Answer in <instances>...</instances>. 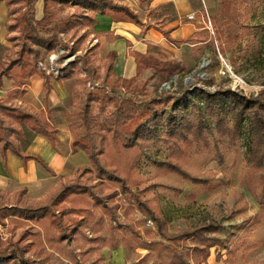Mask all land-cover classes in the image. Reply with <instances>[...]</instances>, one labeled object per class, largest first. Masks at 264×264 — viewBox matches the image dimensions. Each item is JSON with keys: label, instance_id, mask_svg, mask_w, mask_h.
I'll return each mask as SVG.
<instances>
[{"label": "trees", "instance_id": "obj_1", "mask_svg": "<svg viewBox=\"0 0 264 264\" xmlns=\"http://www.w3.org/2000/svg\"><path fill=\"white\" fill-rule=\"evenodd\" d=\"M0 1L8 6L6 39L11 42V46L0 43V86L7 79L14 88L7 97L0 96V151L4 167L7 168L8 153H12L25 168L30 160H35L55 175L47 161L28 148L39 134L57 148L61 118L56 113L63 108H50L48 97L54 81L74 76L79 120L70 129L74 135L71 152L83 150L89 160L72 176L60 175L57 185L42 198H30L27 187L11 193L0 189V224H11L14 232L28 223L16 237L0 236V264H35V257L42 254L49 260L62 246L73 244L80 236L87 237L86 228L94 221L103 225L114 223L109 227L110 241L116 240L117 232L140 237L135 225L119 220V210L126 201L130 203L127 210H139L157 227L159 239L143 240V247L149 249L147 256L154 257L152 264H208L212 249L218 247L226 249V258L218 251L217 261L236 264L238 246L231 244L229 237L221 236L222 223L169 228L168 216L143 197L148 189L138 173V164L153 149L164 147L166 156L156 159L159 173L200 181L184 168L191 150L212 149L216 158L223 161L226 151L237 150L243 143L250 174L256 177L258 185L254 195L264 210V89L252 96L228 86L209 89L198 85V74L195 83L181 78L177 84L172 82L169 88H161L173 77L184 74L187 67L168 58L161 47L153 44L148 45L145 53L133 51L137 74L132 77L115 72L117 52L110 51L105 60V77L98 83L100 70L94 61L98 44L85 46L97 23L95 13L108 15L114 21L145 25L137 12L115 0H43V16L38 18L36 5L40 0ZM192 3L195 8H203L201 0ZM172 6L163 5L161 12L173 11ZM66 7L76 8L66 12ZM210 19L215 25L221 20L214 29L221 54L234 50L231 61L236 63L240 59L245 66L260 59L264 52V0H222L219 12ZM163 33L176 46L186 41L173 39L171 30ZM61 48L65 49L61 58L75 57L55 74L49 70L48 58ZM145 68L154 70L152 76L159 83L151 92L136 84L138 74ZM35 74L44 79L46 105L40 111L14 103L17 96L25 94V86ZM83 95L87 101H82ZM64 114L69 112L64 110ZM135 187L141 188L140 192H134ZM72 259L73 264H83L78 256Z\"/></svg>", "mask_w": 264, "mask_h": 264}, {"label": "rangeland", "instance_id": "obj_2", "mask_svg": "<svg viewBox=\"0 0 264 264\" xmlns=\"http://www.w3.org/2000/svg\"><path fill=\"white\" fill-rule=\"evenodd\" d=\"M209 1L212 2L211 7L201 8L193 19L197 27L202 29L195 31L186 41L182 40L184 42L180 46L170 43V47L163 50L168 58L179 60L187 67V70L184 74L177 75L171 81L164 83L161 88L167 89L172 82L177 84L181 78L195 83V74H198L201 79L197 81L198 85L205 88L228 86L247 96L257 95L264 89V52L261 53L257 62H249L246 66L240 59L236 63L231 61L230 55L234 50L228 51L226 55L221 54L214 33L216 25H220L221 20L216 21L215 25L210 17L219 12L222 0ZM240 11L245 13L244 8ZM90 39L91 37L88 38L85 46L90 44ZM8 46H11V42ZM94 59L99 66L100 80L97 82L100 83L105 77L106 61H102L99 55ZM224 60L232 66L237 75L245 80L244 87L235 88L234 79L222 74ZM129 70L131 71L126 77L137 74L135 65L129 67L127 71ZM153 72L152 68L143 69L137 76L136 84L144 86L151 92L159 85L157 77L152 76ZM87 100V97L83 95L82 101ZM77 105L76 102L72 103L67 110L68 115L64 114L65 108L60 113H56L61 118L60 125H69L70 129L73 128L79 120ZM63 132L61 150L65 151L67 135L65 130ZM166 154L167 150L164 147L153 149L150 155L138 164V173L148 189L143 197L150 199L168 216L169 228L178 230L212 221L222 223L224 228L220 233L221 236L229 237L230 243L238 246L235 256L236 264H264V210L261 209L254 195L258 185L256 177L250 174L243 143L239 144L237 150L226 151L223 161L216 158L215 151L212 149L199 152L191 150L187 154L184 168L193 178H199L200 181L174 174L159 173L156 159L163 158ZM4 187L10 193L13 190V186ZM140 190L141 188L137 187L133 189L134 192H140ZM129 204L126 201L120 208L119 220L126 225L129 223L135 225L140 231V237H136L131 232L126 235L117 232L116 240L110 241L109 227L114 223L109 221L103 225L94 221L86 228L87 237L80 236L73 244L62 246L49 260L43 254L35 257V264H73V256H78L83 264H152L154 257L147 256L149 249L143 247L145 245L143 240L159 239L157 227L139 210H127ZM27 225L28 223L25 222L22 228L11 232V224H0V236L5 239L14 234L16 237ZM125 236L131 239H126ZM96 237H103L106 240L96 241L94 240ZM218 251L222 252L226 258L225 248H213L208 264H225L224 261H217Z\"/></svg>", "mask_w": 264, "mask_h": 264}, {"label": "crops", "instance_id": "obj_3", "mask_svg": "<svg viewBox=\"0 0 264 264\" xmlns=\"http://www.w3.org/2000/svg\"><path fill=\"white\" fill-rule=\"evenodd\" d=\"M115 1L126 4L137 12L145 22V25H139L131 21H114L110 16L96 12L97 23L92 27L89 46L98 44L95 57L99 55L102 61L106 60L110 51H116L117 58L114 62V70L125 77L131 71H127L129 67L135 65L137 70L135 58L131 54L133 51L145 53L149 44L159 46L162 50L170 47L169 44L171 42L165 37L163 30H171L173 39L186 40L195 31L202 29L197 27L194 20L188 18L191 13H194L196 18V13L200 10L193 7L192 0ZM201 1L203 8L211 7L210 3L212 2L209 0ZM168 3L173 4V11L161 12V7ZM75 8L66 7L65 11H72ZM43 9L44 3L43 0H40L36 5V16L38 18L43 16ZM88 12L91 13L90 11ZM169 12L174 13L175 16L172 17L173 15ZM8 17V6L4 1H0V43L5 45L10 43L6 39L9 34L6 26ZM147 25H150L148 29H146ZM128 41L130 45H128ZM76 80L77 76L65 79L62 82L54 81V88L48 97V106L50 108L60 106L68 110L72 103L75 102L74 87ZM43 82L44 79L40 75H33L30 82L25 86V94L17 96L14 99V103L32 106L37 111L44 109L46 104ZM9 92H14V88L12 82L6 79L3 85L0 86V96L5 98ZM58 125L60 128V140L56 149L51 146L48 138L41 134L35 136L28 148L30 152L41 155L54 170L55 175H52L35 160H30L27 168H25L21 159L12 153H8L7 168H5L0 151V189L6 190L4 186H13L11 191L13 192L19 188L27 187L30 198H42L57 185L60 175L72 176L77 168L89 163L85 151L80 150L75 154L71 152L73 134L69 125L63 126L64 124L60 125V123ZM63 130L66 131L67 135L65 151L61 150Z\"/></svg>", "mask_w": 264, "mask_h": 264}, {"label": "built area", "instance_id": "obj_4", "mask_svg": "<svg viewBox=\"0 0 264 264\" xmlns=\"http://www.w3.org/2000/svg\"><path fill=\"white\" fill-rule=\"evenodd\" d=\"M188 18L190 20L195 19V14L194 13L189 14ZM63 36H64V34H63ZM64 51H65V49L61 48L60 51H58L57 53L51 54L48 58V61L50 63V69L49 70L54 72L55 74H59L61 67L66 66L68 64V62L71 61L72 59H74V57H75V55H69L67 57L61 58L60 55L62 53H64ZM41 65L43 67H46L44 63H41ZM221 72L223 75L232 77L234 79V82L236 84L234 86L235 88L240 87V86L244 87V85H246L245 80L241 76L237 75L234 72L232 66L226 60H224V62H223V68H222ZM90 87L92 88L93 86L90 85Z\"/></svg>", "mask_w": 264, "mask_h": 264}]
</instances>
